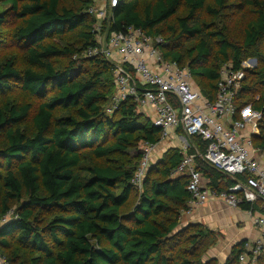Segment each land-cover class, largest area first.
<instances>
[{
    "label": "trees",
    "instance_id": "trees-1",
    "mask_svg": "<svg viewBox=\"0 0 264 264\" xmlns=\"http://www.w3.org/2000/svg\"><path fill=\"white\" fill-rule=\"evenodd\" d=\"M248 5L256 18L246 25L242 45L220 24L226 9L242 10L228 0H119L108 30L135 28L162 37L164 59L189 69L211 101L223 66L240 70L256 59L238 106L252 105L262 114L253 144L264 150V3ZM183 6L186 14L178 16ZM0 7V46L8 18H16L20 24L10 38L27 62L19 70L15 57L0 60V93L18 84L40 102L34 110L30 103L0 101V219L14 214L0 227L1 254L10 264H192L166 255L180 237L175 231L191 200L188 177L174 175L183 158L179 150L169 148L150 166L133 198L141 146L159 143L162 132L132 99L107 114L116 89L112 64L83 57L99 46L90 13L94 1L68 8L61 0H0ZM77 30L79 48L50 42ZM192 142L206 151L207 143ZM197 164L211 190L227 193L235 185L206 163ZM239 208L257 209L247 202ZM190 227L195 246L214 237L201 225ZM247 242L234 246L225 264H242Z\"/></svg>",
    "mask_w": 264,
    "mask_h": 264
},
{
    "label": "built area",
    "instance_id": "built-area-1",
    "mask_svg": "<svg viewBox=\"0 0 264 264\" xmlns=\"http://www.w3.org/2000/svg\"><path fill=\"white\" fill-rule=\"evenodd\" d=\"M103 1V7L90 9L96 19L99 46L86 51L83 57L112 64L116 89L106 112L113 115L123 102L132 99L139 109L151 112L153 117H148L162 132L159 143L142 144L134 184L142 186L153 156L160 149L176 148L183 158L174 175L188 177L187 190L191 194L181 219L214 199L234 208L242 202L256 205V210L247 213L259 237L248 241L240 256L242 264H255L264 254V150L254 146L253 138L259 134L263 118L252 105L238 106L246 71L251 69L248 62L240 70L231 65L221 68L216 97L211 101L202 94L189 69L164 59L162 48L166 43L162 37H152L135 28L109 32L110 13L119 0ZM193 137L207 143L204 153L192 142ZM197 160L234 180L235 185L227 193L211 190ZM12 217L10 212L0 219V227ZM0 264H10L1 252Z\"/></svg>",
    "mask_w": 264,
    "mask_h": 264
},
{
    "label": "rangeland",
    "instance_id": "rangeland-1",
    "mask_svg": "<svg viewBox=\"0 0 264 264\" xmlns=\"http://www.w3.org/2000/svg\"><path fill=\"white\" fill-rule=\"evenodd\" d=\"M94 6L97 8H101L104 6L103 0H93ZM253 0H228L229 5H240L242 6V10L235 9V8H228L221 14L220 17V24L226 25L228 29V36L229 38L239 44L242 45L244 40V31L246 25L256 18L255 8L251 5H248V2ZM264 3V0H262ZM214 5L212 2H209ZM80 4V0H61V6L64 7H74ZM2 7H0V10ZM186 7L183 6L178 14V16H185L186 14ZM20 24L19 20L14 17H9L4 29V38L3 42H1L0 46V60L5 59L7 57H15L16 67L21 70L27 66V62L25 59V52L20 44L14 42L10 38V33ZM172 24L174 21L172 20ZM184 46L188 44L184 39H182ZM58 47H76L79 48L81 46L80 39L78 37V30L73 33H67L62 37L54 38L52 41ZM251 60H256L253 58L247 59L248 67L251 69H255L258 66L250 63ZM84 63V62H83ZM197 84V83H196ZM259 94V93H258ZM255 94L254 99L257 100L260 94ZM5 100H13L16 103L25 104L30 103L33 105V109L35 110L38 105L39 101L34 97L30 96L28 93L24 92L20 85L16 84L10 91L5 93H0V101ZM149 115V114H148ZM149 117H153L149 115ZM141 187L139 186L138 189L134 192L133 198L136 194L140 193ZM182 218L179 227L175 231L180 237L175 242L169 244L166 255L172 256L174 260L178 259H187L192 264H209L213 262L214 264H225L226 259L230 257L233 246H226L223 239H221V235L214 232V237L209 238L208 240L203 242V245H193L191 243L192 235L194 234V230L191 229V225H201L204 228H207L205 225L199 222L193 221L194 219ZM210 230L209 228H207ZM211 231V230H210ZM213 232V231H212ZM170 264L172 262L170 261ZM255 264H264V258H261L260 261L257 260Z\"/></svg>",
    "mask_w": 264,
    "mask_h": 264
},
{
    "label": "crops",
    "instance_id": "crops-1",
    "mask_svg": "<svg viewBox=\"0 0 264 264\" xmlns=\"http://www.w3.org/2000/svg\"><path fill=\"white\" fill-rule=\"evenodd\" d=\"M139 110L147 117L151 115L149 110ZM168 149V147L160 149L153 156L151 166L157 164ZM184 217L192 218L193 221L196 220L195 222L202 223L211 231L220 234L226 246L234 247L244 241L253 242L259 237V230L253 225L249 214L240 208L228 205L221 199L210 200L195 214Z\"/></svg>",
    "mask_w": 264,
    "mask_h": 264
},
{
    "label": "water",
    "instance_id": "water-1",
    "mask_svg": "<svg viewBox=\"0 0 264 264\" xmlns=\"http://www.w3.org/2000/svg\"><path fill=\"white\" fill-rule=\"evenodd\" d=\"M250 63H253V64L257 65V60H251Z\"/></svg>",
    "mask_w": 264,
    "mask_h": 264
},
{
    "label": "clouds",
    "instance_id": "clouds-1",
    "mask_svg": "<svg viewBox=\"0 0 264 264\" xmlns=\"http://www.w3.org/2000/svg\"><path fill=\"white\" fill-rule=\"evenodd\" d=\"M114 2H115V0H114Z\"/></svg>",
    "mask_w": 264,
    "mask_h": 264
}]
</instances>
